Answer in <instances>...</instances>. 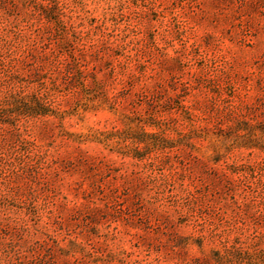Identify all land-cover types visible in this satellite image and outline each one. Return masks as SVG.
<instances>
[{
    "label": "rangeland",
    "instance_id": "obj_1",
    "mask_svg": "<svg viewBox=\"0 0 264 264\" xmlns=\"http://www.w3.org/2000/svg\"><path fill=\"white\" fill-rule=\"evenodd\" d=\"M80 1L0 0V264H264V0Z\"/></svg>",
    "mask_w": 264,
    "mask_h": 264
},
{
    "label": "trees",
    "instance_id": "obj_2",
    "mask_svg": "<svg viewBox=\"0 0 264 264\" xmlns=\"http://www.w3.org/2000/svg\"><path fill=\"white\" fill-rule=\"evenodd\" d=\"M22 2L26 7L28 8L32 7V9L39 14L40 18H43L45 21L53 24L56 28H59V26L62 24V19L60 18V14L58 12L56 0H39L33 2L32 0L31 2L30 0H22ZM75 3L82 12H85L84 3L82 1L75 0ZM75 67H76L75 84L83 88V90H88V88H86V85L84 84V78L81 74V71L78 69V66ZM88 95L89 96L86 99V102L82 104L83 109H96L100 107L103 103L109 105L110 109H114L113 106H110L111 104L108 97L102 98L101 96L98 95L94 96V94H91L90 91L88 92ZM10 101L12 103L13 108L17 110V112L20 114H24L27 116L56 115L62 118V115L60 114L58 115L56 112L50 110V108H48L45 103H43L40 99H38L35 96L13 95L10 97ZM153 119L154 118H148V119L143 118V119L134 120L128 118V116L124 114L123 115L121 114V121L125 126L124 131L122 130L108 131V132L104 131L99 135L94 136V139L100 143H103L106 146L108 145L113 146V144H118L119 142H123L126 140H130L131 144L134 146H136V144H138L139 142L147 143V140L143 138V136H148V135L156 136V134H158L156 132H150L146 130L147 126L158 127ZM160 146L165 147L167 145L161 144ZM124 153L125 154L131 153L130 155L137 158L143 157V154H138L136 150H133L132 152L125 151ZM221 261H222L221 259H218V263L222 264L223 262ZM226 262L227 261L224 260V263Z\"/></svg>",
    "mask_w": 264,
    "mask_h": 264
}]
</instances>
